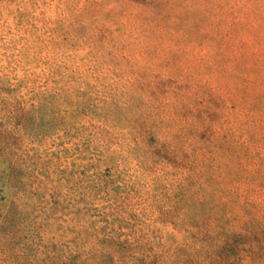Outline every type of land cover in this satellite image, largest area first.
<instances>
[{"label": "rangeland", "instance_id": "obj_1", "mask_svg": "<svg viewBox=\"0 0 264 264\" xmlns=\"http://www.w3.org/2000/svg\"><path fill=\"white\" fill-rule=\"evenodd\" d=\"M216 255L264 264V0H0V264Z\"/></svg>", "mask_w": 264, "mask_h": 264}, {"label": "trees", "instance_id": "obj_2", "mask_svg": "<svg viewBox=\"0 0 264 264\" xmlns=\"http://www.w3.org/2000/svg\"><path fill=\"white\" fill-rule=\"evenodd\" d=\"M239 245V244H238ZM246 258L236 256L234 257L232 264H245ZM188 264H222V259L219 255L213 257H205L203 260L201 259H191Z\"/></svg>", "mask_w": 264, "mask_h": 264}]
</instances>
